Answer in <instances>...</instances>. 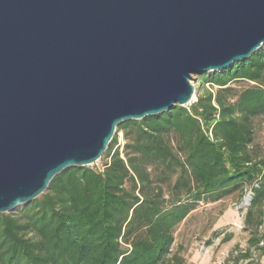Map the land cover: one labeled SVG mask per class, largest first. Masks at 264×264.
<instances>
[{"label": "water", "instance_id": "water-1", "mask_svg": "<svg viewBox=\"0 0 264 264\" xmlns=\"http://www.w3.org/2000/svg\"><path fill=\"white\" fill-rule=\"evenodd\" d=\"M263 45L264 0H0V214Z\"/></svg>", "mask_w": 264, "mask_h": 264}, {"label": "trees", "instance_id": "trees-1", "mask_svg": "<svg viewBox=\"0 0 264 264\" xmlns=\"http://www.w3.org/2000/svg\"><path fill=\"white\" fill-rule=\"evenodd\" d=\"M195 78L190 107L120 122L101 167H70L32 202L1 213L0 264H183L174 232L199 201L248 191L247 247L232 264L264 256V158L252 151V119L264 114V46Z\"/></svg>", "mask_w": 264, "mask_h": 264}, {"label": "rangeland", "instance_id": "rangeland-1", "mask_svg": "<svg viewBox=\"0 0 264 264\" xmlns=\"http://www.w3.org/2000/svg\"><path fill=\"white\" fill-rule=\"evenodd\" d=\"M264 46V45H263ZM261 46V48L263 47ZM196 75L192 80L195 90L198 84L195 82ZM237 87L249 85L247 82L234 84ZM193 100L186 105L194 103ZM254 140L252 151L256 156L264 158V114L252 119ZM175 145V138H170ZM126 139L121 132L117 133V147L122 151ZM93 165L101 167L102 161L98 160ZM175 176L163 182L165 192L168 185L172 184ZM245 194L240 198L238 193L225 196L216 201L201 200L194 210L176 227L172 253H178L184 259L183 264H232V259L247 247L249 232L243 229V220L246 207L244 203ZM21 209L19 207L15 211ZM230 234L228 240H224ZM264 242V241H263ZM264 263V258H263ZM262 258L258 259L257 252L252 257L239 260L238 264H263Z\"/></svg>", "mask_w": 264, "mask_h": 264}, {"label": "built area", "instance_id": "built-area-1", "mask_svg": "<svg viewBox=\"0 0 264 264\" xmlns=\"http://www.w3.org/2000/svg\"><path fill=\"white\" fill-rule=\"evenodd\" d=\"M245 197H249V198H251V197H252V194H251V192H250V191H248Z\"/></svg>", "mask_w": 264, "mask_h": 264}, {"label": "crops", "instance_id": "crops-1", "mask_svg": "<svg viewBox=\"0 0 264 264\" xmlns=\"http://www.w3.org/2000/svg\"><path fill=\"white\" fill-rule=\"evenodd\" d=\"M261 258H262V263H263V258H264V256H262ZM263 264H264V263H263Z\"/></svg>", "mask_w": 264, "mask_h": 264}]
</instances>
